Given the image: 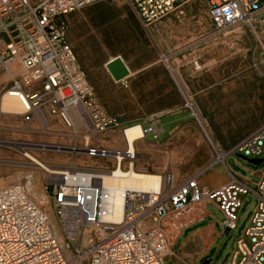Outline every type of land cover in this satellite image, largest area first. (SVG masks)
Masks as SVG:
<instances>
[{
  "label": "built area",
  "instance_id": "1",
  "mask_svg": "<svg viewBox=\"0 0 264 264\" xmlns=\"http://www.w3.org/2000/svg\"><path fill=\"white\" fill-rule=\"evenodd\" d=\"M96 1L0 0V34L7 37L0 69L6 70L10 62L21 69L5 93L19 103L18 115L24 123H30L43 108L60 120L75 144H41L40 148L70 154L78 168L65 167L54 179L46 178L43 189L62 241L53 232L46 211L32 198L28 182L0 189V264H166L177 236L205 217L207 203L216 204L225 227L234 231L240 197L249 193L257 198V205L249 225L234 241L229 264H264V177L248 184L232 176L227 184L208 190L198 185L196 177L176 185L174 176L167 173L160 175L156 189L126 190L121 221L103 222V214L114 210L104 177L120 179L135 171L137 140L127 137V130L135 125L121 126L103 111L66 40L63 17ZM106 1L125 3L148 25L172 14L182 16V6L192 0ZM195 1L206 5L214 35L238 24L264 23V0ZM180 91L183 108L203 128L205 120L182 85ZM71 112L85 133H78ZM167 113L151 116L149 125L141 128L142 135L157 138L156 119ZM106 133L119 140L121 147L95 146L94 141ZM263 152L264 125L218 160L232 154L257 158ZM77 157L101 164L80 166ZM87 230L91 238L84 247Z\"/></svg>",
  "mask_w": 264,
  "mask_h": 264
},
{
  "label": "crops",
  "instance_id": "2",
  "mask_svg": "<svg viewBox=\"0 0 264 264\" xmlns=\"http://www.w3.org/2000/svg\"><path fill=\"white\" fill-rule=\"evenodd\" d=\"M182 9V16L172 14L144 25L125 3L97 0L63 17L66 40L99 105L121 126L140 125L143 129L151 116L169 111L156 119L157 138L141 131L135 142L137 172L170 173L176 185L196 177L198 185L208 190L227 184L232 176L252 184L264 177V168L251 170L249 177L238 176L225 165L229 155L221 161L218 158L264 125V80L255 79L249 66L223 63L225 39L212 34L203 1H189ZM6 43L7 37L0 34V53ZM117 59L124 66L122 79L113 77L119 67H112L113 72L108 69ZM20 72L16 62L0 69V96ZM181 85L204 118L203 128L183 108ZM36 112L30 123L43 134V144H75L56 116L46 108ZM40 112L44 122L37 117ZM77 131L85 133L82 126ZM99 140L94 141L95 146L122 145L109 133ZM209 208L220 213L214 202L207 203L205 217L177 236L166 264H210L213 260L229 264L234 242L230 252L219 248L214 254L221 236L230 231L221 213L218 224L208 220L213 217ZM204 259L208 260L202 262Z\"/></svg>",
  "mask_w": 264,
  "mask_h": 264
},
{
  "label": "rangeland",
  "instance_id": "3",
  "mask_svg": "<svg viewBox=\"0 0 264 264\" xmlns=\"http://www.w3.org/2000/svg\"><path fill=\"white\" fill-rule=\"evenodd\" d=\"M221 35L225 39L223 63L225 65L237 64L240 66H249L251 67L250 70L255 72V79L264 80V23H260L257 20L251 26L248 24H238ZM60 125L69 134L61 122ZM42 135L39 129H36L32 123H24L21 116L16 115L12 117L9 114L0 113V184L8 187L28 182L31 188L32 198L37 202L33 193V187H36L38 191L43 193V199L48 203L47 195L43 190L47 178L46 172L36 166H30V161L26 157V153L28 152L27 154L35 155L38 159H43L51 165L61 168H67L75 159L66 152H55L53 149H49V151L41 150L40 145L44 143ZM55 157L62 162L54 161ZM246 159H264V152L257 158H242L240 155L232 154L226 157L225 165L230 167L232 172L243 177H249L251 170L264 168V162L255 166ZM77 164L80 166L97 167L101 162L85 157H77ZM29 175L31 178H28ZM240 201L241 205L236 213L237 229L236 231H230L227 235L221 236L217 246H215L214 254L219 248L230 252L233 242L240 235L241 229L245 228L253 215L254 208L257 205V198L249 193L242 195ZM37 204L39 205L38 202ZM209 211L212 212L213 217H209L210 219L208 220L218 224L222 220L220 213L212 208H209ZM220 230L223 232L225 228L223 227ZM184 238L185 235L181 236L179 242L183 241ZM214 254H212V257ZM206 260L208 259H204L202 262ZM215 263L216 260H213L210 264ZM168 264L173 263L170 262Z\"/></svg>",
  "mask_w": 264,
  "mask_h": 264
},
{
  "label": "bare ground",
  "instance_id": "4",
  "mask_svg": "<svg viewBox=\"0 0 264 264\" xmlns=\"http://www.w3.org/2000/svg\"><path fill=\"white\" fill-rule=\"evenodd\" d=\"M0 113L9 114L12 117H14L20 113V105L15 98L8 96L6 93H4L0 99ZM37 117L39 120H41V122L45 121L41 112L38 114ZM70 117L72 118L74 127L78 129V127L81 126L80 119L78 117H75V112L74 113L71 112ZM140 136H141V129L139 126H132L127 130V137L129 141H136L140 138ZM27 153H26V157L30 161L29 165L32 167L36 166L40 169L45 170L46 177L49 180L54 179V176L58 175L59 172L63 169L61 167H56L54 165H51L50 163H48V161H45L43 159H38L35 155L27 154ZM54 161L62 162L57 157L54 158ZM63 161L66 162L65 160ZM18 162L20 163V161ZM75 165L76 164L74 160L69 164L68 168H70L71 170H77L78 168L75 167ZM28 178H31V176L29 175ZM159 179H160V175L141 173V172H137L136 170L135 171L133 170V172L127 174L126 176H123L120 179H113L111 177L105 176L104 186L109 190V194L111 195L109 200L112 203H114V210L112 213L105 212L103 214L102 217L103 222L119 223L121 221L124 211V197L126 190L148 191L151 189H156L158 187ZM4 187H5L4 185L0 184V189H3ZM33 188H34L33 193L35 195V198L37 199V202L39 203V206L46 211L53 232L58 236V239L61 240V237L56 227L55 220L48 207V203L45 202V200L43 199V193L41 191H38L36 187ZM99 232H100L99 235L103 236L102 234L103 232L102 231ZM89 238H91V235L87 230L85 231L84 234V240H83L84 247H87Z\"/></svg>",
  "mask_w": 264,
  "mask_h": 264
},
{
  "label": "water",
  "instance_id": "5",
  "mask_svg": "<svg viewBox=\"0 0 264 264\" xmlns=\"http://www.w3.org/2000/svg\"><path fill=\"white\" fill-rule=\"evenodd\" d=\"M112 67H119L120 68V72H117L116 76L114 75L113 77L115 79H122L125 75V72H123L124 70V66L121 63V61L119 59L114 60L109 66L108 69H110L112 71ZM113 72V71H112ZM248 162H250L251 164L258 166L260 164H262L264 162V159H246ZM228 230V229H227ZM227 232V231H226Z\"/></svg>",
  "mask_w": 264,
  "mask_h": 264
}]
</instances>
